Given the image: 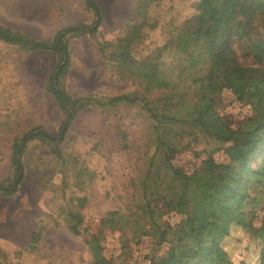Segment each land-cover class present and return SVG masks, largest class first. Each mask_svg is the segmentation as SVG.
Returning a JSON list of instances; mask_svg holds the SVG:
<instances>
[{
	"label": "rangeland",
	"instance_id": "rangeland-1",
	"mask_svg": "<svg viewBox=\"0 0 264 264\" xmlns=\"http://www.w3.org/2000/svg\"><path fill=\"white\" fill-rule=\"evenodd\" d=\"M96 1L101 11L96 32L66 36L69 65L59 84L72 97L104 99L140 88L136 80L118 75L114 62L109 60V51L105 52L107 58H103L97 49L98 43L114 42L124 33L125 23L135 17L136 0ZM202 7V0H159L152 4L147 12L149 22L133 47L135 58L145 57L163 45L174 26ZM80 23L89 27L94 24L93 14L84 0H0V24L41 40L50 41L62 28ZM250 59H246L247 63ZM163 60L164 69L170 70L173 58L166 52ZM56 65L53 52L24 51L0 41L3 187L14 181L10 164L12 137L34 127L48 136H58L62 121L67 113L71 114L70 107L66 112L60 110L55 98L45 89ZM160 94L156 90L152 93ZM215 108L220 115L235 121L250 112L229 89L217 96ZM151 125L152 120L138 106L121 104L116 109L89 106L70 120L59 144L62 160L50 152L48 141L31 139L21 156L23 179L13 193L0 191V250L6 264H92L87 240L98 231L100 220L107 212L133 214L139 223L145 224L148 217L143 219L141 207L147 198H143L140 181L150 161L152 166L157 161ZM120 132L127 135L126 149L121 147ZM218 146L199 133L185 134L177 141L179 151L169 160L176 168L191 174L208 154L218 162L224 160ZM149 189L153 191L152 187ZM76 197L86 199L83 207L77 204ZM77 210L83 217L79 235L70 232L67 226L69 212ZM179 217L172 211H164L161 220L174 223ZM34 234L37 238L33 243ZM132 236L133 230L126 226L105 229L101 235L102 253L115 264H150L151 257L166 249L154 233ZM222 246L233 264L258 263L261 246L241 226L231 227Z\"/></svg>",
	"mask_w": 264,
	"mask_h": 264
},
{
	"label": "trees",
	"instance_id": "trees-1",
	"mask_svg": "<svg viewBox=\"0 0 264 264\" xmlns=\"http://www.w3.org/2000/svg\"><path fill=\"white\" fill-rule=\"evenodd\" d=\"M84 1L93 14L94 24L64 27L50 41L0 24V41L24 51L55 54L57 65L45 89L60 110L66 112L67 107L71 108L69 121H62L60 130L64 129L58 136H48L34 127L12 137L10 164L14 181L6 187L0 181V191L13 193L14 182L18 184L23 179L21 156L31 139L48 141L50 152L62 160L59 144L78 111L89 106L99 109H116L121 104L138 106L152 120L156 142L155 166L150 161L140 181L143 198H147L141 215L148 220L142 224L133 214L107 212L98 231L87 240L92 264H115L102 253L101 235L105 229L125 226L133 230L132 238L154 233L158 243L166 245L161 254L151 257L150 264H233L222 246L233 225L241 226L259 242L257 264H264V0H202L201 10L174 26L163 45L140 59L135 58L133 47L149 22V7L159 0H136L135 17L125 23L124 33L114 42L98 43L97 49L103 58H107L105 52L109 51V60L114 62L118 75L136 80L140 88L104 99L72 97L59 84L69 65L66 36L94 33L101 19L97 1ZM166 52L173 58L170 70L163 65ZM224 89L248 106L249 114L238 121L220 115L215 105ZM155 90L161 94L153 96ZM190 133L212 139L219 145L217 149H222L224 160L218 162L208 154L191 174L173 166L169 159L179 151L178 139ZM119 135L121 147L126 149L127 135L125 132ZM76 201L81 208L86 199L76 197ZM164 211L178 214L179 220L174 223L161 220ZM82 222L79 210L69 212L70 232L81 234ZM36 238L34 234L33 243ZM1 257L0 250V264H6Z\"/></svg>",
	"mask_w": 264,
	"mask_h": 264
},
{
	"label": "water",
	"instance_id": "water-1",
	"mask_svg": "<svg viewBox=\"0 0 264 264\" xmlns=\"http://www.w3.org/2000/svg\"><path fill=\"white\" fill-rule=\"evenodd\" d=\"M56 77H57V71L54 73V78L56 79ZM69 117H70V113H67L65 123L69 120ZM63 129H64V127L61 128V132H63ZM16 185H17V182H15L11 188H15Z\"/></svg>",
	"mask_w": 264,
	"mask_h": 264
}]
</instances>
